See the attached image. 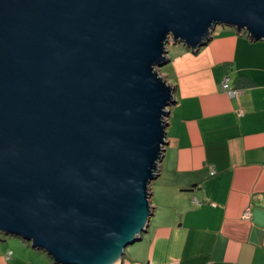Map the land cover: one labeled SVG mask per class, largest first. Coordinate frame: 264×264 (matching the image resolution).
I'll use <instances>...</instances> for the list:
<instances>
[{"label": "water", "instance_id": "water-1", "mask_svg": "<svg viewBox=\"0 0 264 264\" xmlns=\"http://www.w3.org/2000/svg\"><path fill=\"white\" fill-rule=\"evenodd\" d=\"M264 41V0H0V233L54 264H121L152 216L167 45Z\"/></svg>", "mask_w": 264, "mask_h": 264}, {"label": "crops", "instance_id": "crops-1", "mask_svg": "<svg viewBox=\"0 0 264 264\" xmlns=\"http://www.w3.org/2000/svg\"><path fill=\"white\" fill-rule=\"evenodd\" d=\"M225 77L237 99L221 92ZM167 78L174 104L152 216L121 264H264V41L216 27L197 52L178 51ZM0 264L54 262L0 235Z\"/></svg>", "mask_w": 264, "mask_h": 264}, {"label": "rangeland", "instance_id": "rangeland-1", "mask_svg": "<svg viewBox=\"0 0 264 264\" xmlns=\"http://www.w3.org/2000/svg\"><path fill=\"white\" fill-rule=\"evenodd\" d=\"M180 49H185L187 51H189L188 49H186L182 44H173L172 43V40H170V43L167 45V52H168V59L170 60L169 63H167L165 66H163L162 68L160 69H156L159 76L162 77L166 82L168 80L167 77H170L171 76V72H172V60L174 59V57L176 56V54L178 53V51ZM191 52V51H190ZM172 106V105H171ZM169 106V108L171 107ZM169 108H168V111H169ZM151 183H154L151 182ZM0 235H4L3 233H0ZM19 239V238H18ZM22 240V239H21ZM24 241V240H22ZM25 243H28L30 244L29 242H26L24 241ZM136 244V243H135ZM31 245V244H30ZM134 245V244H133ZM132 246V245H131ZM130 247V246H129ZM128 248V247H127Z\"/></svg>", "mask_w": 264, "mask_h": 264}, {"label": "built area", "instance_id": "built-area-1", "mask_svg": "<svg viewBox=\"0 0 264 264\" xmlns=\"http://www.w3.org/2000/svg\"><path fill=\"white\" fill-rule=\"evenodd\" d=\"M220 89H221V92L227 95L230 99H237L239 97L240 91L238 89H233L230 87L228 77H225L223 79L220 85ZM239 114L241 115L242 112L239 111ZM196 204H199V203H196ZM250 218H251V215L249 211H246L245 213H243L242 215L243 220L248 221L250 220ZM8 255H10V253Z\"/></svg>", "mask_w": 264, "mask_h": 264}]
</instances>
